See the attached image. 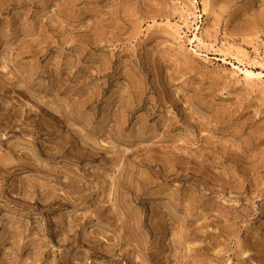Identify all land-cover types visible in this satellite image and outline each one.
I'll list each match as a JSON object with an SVG mask.
<instances>
[{
	"label": "rangeland",
	"instance_id": "1",
	"mask_svg": "<svg viewBox=\"0 0 264 264\" xmlns=\"http://www.w3.org/2000/svg\"><path fill=\"white\" fill-rule=\"evenodd\" d=\"M0 264H264V0H0Z\"/></svg>",
	"mask_w": 264,
	"mask_h": 264
},
{
	"label": "bare ground",
	"instance_id": "2",
	"mask_svg": "<svg viewBox=\"0 0 264 264\" xmlns=\"http://www.w3.org/2000/svg\"><path fill=\"white\" fill-rule=\"evenodd\" d=\"M180 34H181V33H180ZM196 39L200 41V39L197 37V35L194 36V41H196ZM249 72H250V71H246V74H247V73L249 74ZM244 73H245V72H244Z\"/></svg>",
	"mask_w": 264,
	"mask_h": 264
}]
</instances>
